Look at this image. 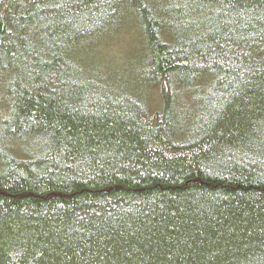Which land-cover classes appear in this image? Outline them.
<instances>
[{"label": "trees", "instance_id": "obj_1", "mask_svg": "<svg viewBox=\"0 0 264 264\" xmlns=\"http://www.w3.org/2000/svg\"><path fill=\"white\" fill-rule=\"evenodd\" d=\"M0 264H264V0H0Z\"/></svg>", "mask_w": 264, "mask_h": 264}]
</instances>
